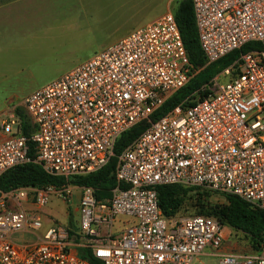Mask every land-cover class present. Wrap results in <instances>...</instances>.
Returning <instances> with one entry per match:
<instances>
[{
  "label": "built area",
  "instance_id": "1",
  "mask_svg": "<svg viewBox=\"0 0 264 264\" xmlns=\"http://www.w3.org/2000/svg\"><path fill=\"white\" fill-rule=\"evenodd\" d=\"M193 5L208 65L264 44V0ZM196 73L167 13L29 95L22 106L36 126L30 138L20 134L14 109L1 115L0 178L36 163L65 183L0 191V264H91L83 250L99 264H193L208 249L220 264H264V245L257 254L224 251L231 231L217 219L167 218L159 206L158 188L180 185L233 195L264 212V49L242 53L204 87L211 90L206 98L150 122ZM144 121L150 126L118 158L109 197L69 183L107 166L116 141ZM75 190L80 230L45 228L38 211L51 196L70 203ZM17 233L36 241L14 244Z\"/></svg>",
  "mask_w": 264,
  "mask_h": 264
},
{
  "label": "rangeland",
  "instance_id": "2",
  "mask_svg": "<svg viewBox=\"0 0 264 264\" xmlns=\"http://www.w3.org/2000/svg\"><path fill=\"white\" fill-rule=\"evenodd\" d=\"M151 1H154L152 3L156 10L155 16L151 18L154 20L169 11L174 13L179 0ZM91 11L92 0H45L43 10L40 7L37 11L29 12L27 20H23L21 25L15 24L9 57L5 52H0V117L13 107L22 106L32 93L89 61L95 53L108 48L114 41L111 36H94V40L92 39L91 31H95V22ZM59 21L65 28L46 29L51 23ZM70 26L74 28L71 29ZM24 33L27 34L25 38ZM7 43L2 39L3 48ZM43 47L48 51L41 54L39 49ZM27 67L32 73L19 72ZM80 195L81 191L75 190L70 203L51 196L49 204L37 213L41 215L44 227L59 226L79 231ZM210 201L215 205L226 202L223 195L216 193L211 194ZM195 212L194 208L188 207L181 216H191ZM118 219L127 220L126 217ZM230 231L231 236L222 247L224 251L257 254L243 233L231 228ZM35 241L36 238L27 233L12 236V242L21 246ZM193 264H220V260L212 249H208Z\"/></svg>",
  "mask_w": 264,
  "mask_h": 264
},
{
  "label": "trees",
  "instance_id": "3",
  "mask_svg": "<svg viewBox=\"0 0 264 264\" xmlns=\"http://www.w3.org/2000/svg\"><path fill=\"white\" fill-rule=\"evenodd\" d=\"M174 16L178 23L190 64L197 73L184 88L173 94L150 117V122L157 121L182 103L186 107H189L206 98L211 93V90L209 88L204 89V87L211 86L212 79L224 69L234 64L242 53L250 50L264 49V44L250 43L242 48V50L235 51L218 62L208 65L199 40L193 0H179ZM13 112L19 121L20 134L30 138L36 131V126L26 113L24 107H14ZM149 126L150 123L144 121L122 134L116 141L114 156L111 157L107 166L93 174L73 177L69 183L73 186L95 189L99 199L109 197L111 191L118 186L115 172L119 156ZM28 151L29 156L35 160L37 158V151L33 143L28 144ZM64 183L65 180L63 178L47 174L40 165L28 163L4 173L0 178V191L7 192L20 187H61ZM213 193L209 190L196 187H184L180 185L161 186L158 188L159 206L167 218L183 215V211L187 210L188 207H192L196 212L191 216H204L217 219L223 225L243 233L249 239L256 253H260L264 245V212L251 207L233 195H223L226 200L223 205L212 204L210 196ZM68 230L72 235L75 233L73 228H69ZM81 255L91 264H99L90 250L81 251Z\"/></svg>",
  "mask_w": 264,
  "mask_h": 264
},
{
  "label": "crops",
  "instance_id": "4",
  "mask_svg": "<svg viewBox=\"0 0 264 264\" xmlns=\"http://www.w3.org/2000/svg\"><path fill=\"white\" fill-rule=\"evenodd\" d=\"M152 2L154 1L92 0L91 12L95 22V31H91L92 39L94 40V36H111L114 41L109 44L108 47H110L129 36L132 32L140 30L155 22L164 15L154 20L151 19L155 16L156 12ZM44 3L45 0H0V52H5L6 56L9 57L8 54L12 48L11 40L13 39V28L15 24L21 25L23 20H27L29 12L37 11L40 7H42L43 10ZM169 13L173 12L169 11ZM57 27H62V29L65 28L62 22L59 21L57 23H51L49 28L46 27V29H54ZM70 28L73 29L74 27L70 26ZM26 35L27 34L24 33V38ZM2 39L8 41L5 48H3ZM27 39L28 38H26V41ZM67 41L70 42L68 39ZM47 51L45 47L39 49L41 54ZM20 71L32 73L28 67L22 68L19 72ZM12 109H14V107L10 110Z\"/></svg>",
  "mask_w": 264,
  "mask_h": 264
}]
</instances>
